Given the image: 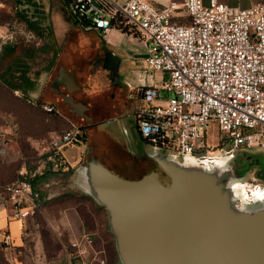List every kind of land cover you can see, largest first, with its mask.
<instances>
[{"label":"built area","instance_id":"built-area-1","mask_svg":"<svg viewBox=\"0 0 264 264\" xmlns=\"http://www.w3.org/2000/svg\"><path fill=\"white\" fill-rule=\"evenodd\" d=\"M68 8L79 26L103 38L112 29L137 38L145 51L146 79L154 73L163 76L140 89L137 128L148 144L180 157L264 150V2L238 9L220 0H183L181 7L170 2L161 8L147 0H69ZM180 9L187 22L175 20ZM3 34L8 31L0 28ZM212 123L214 146L208 143ZM82 138L72 125L52 133L48 147L60 155L63 147L82 144ZM0 141L7 145L10 139L0 133ZM21 177L6 184L3 193L12 218L23 221L34 202L31 185ZM92 243L83 234L71 246L83 257Z\"/></svg>","mask_w":264,"mask_h":264},{"label":"rangeland","instance_id":"rangeland-1","mask_svg":"<svg viewBox=\"0 0 264 264\" xmlns=\"http://www.w3.org/2000/svg\"><path fill=\"white\" fill-rule=\"evenodd\" d=\"M2 1L9 6L12 14L11 22L7 26L8 35L0 36V50L3 45H11L15 46V52L0 61V73L9 67L11 70L18 69L17 75L26 70L27 77L35 83L38 95L34 99L32 93L28 91L23 96L21 92L8 90L0 84V133H15L17 132L15 127L18 128L20 135L17 141L20 152L18 164L25 167V181L35 182L34 207L31 215L38 225L37 232L45 254L44 259L41 258L34 240L30 237L25 239L21 247L6 246L4 253L7 264H47L59 250L75 252L71 246L75 240L66 243L60 234L61 231L53 228L49 223L50 217L55 218L61 215L59 211L66 208L75 209L84 222L85 230L94 231L98 236L95 247L101 251L100 257L95 258V261H91V258L89 260L91 251H93L92 243L89 249L90 253L79 258L88 259L92 264H118L105 210L97 206L79 189L76 184V163L72 167L67 166L62 159L55 158V155L49 150V137L52 132L59 129L57 123L47 120L41 106L42 101L52 95L50 83L57 76L59 69H76L83 89L78 96L93 107L92 112L96 115L95 122L108 120L101 127L120 141L127 139L133 141L138 139L139 141L133 113L135 105L140 101L133 99L134 104L132 102L129 105L124 104L130 96L126 91L125 82H131L134 72L123 62L120 74L122 88H112L105 72L100 67L90 65L99 47L105 46L97 36L90 31H81L71 24L69 28L63 29L58 42L50 38L49 27L53 30L54 23L55 27L61 29V25H63L58 20L52 21V15L59 12L60 21L66 22L68 19L66 11L63 12L64 7L61 6L62 0ZM16 11L38 23L42 30V37L37 36L33 31H28L24 23L15 16ZM117 48L132 54L136 59L144 56V48L138 39L132 36L123 35L118 39ZM32 55L33 57L30 58ZM125 60L126 58H124ZM37 73L39 75H36ZM62 108L61 112L70 115L64 106ZM70 118L78 127L86 129L88 141L85 148L93 147L96 151L100 145V137L95 131V124L86 123L75 115ZM67 126L70 127L69 124ZM215 132L216 123H212L208 130V143L211 146L217 143ZM140 144L146 152L151 151L148 144L143 141H140ZM84 151L85 149L81 155L82 161L78 166L84 165L89 159L85 156ZM247 153L264 155V150H253ZM214 155H219V152ZM234 156V159L241 158L242 151H236ZM158 170L160 171V169ZM119 171L128 177L125 179L137 180L155 170L149 164L135 162L131 167H125ZM159 177L162 182L168 181L162 172L159 173ZM243 178L249 185L264 184V179L258 178L253 169Z\"/></svg>","mask_w":264,"mask_h":264},{"label":"water","instance_id":"water-1","mask_svg":"<svg viewBox=\"0 0 264 264\" xmlns=\"http://www.w3.org/2000/svg\"><path fill=\"white\" fill-rule=\"evenodd\" d=\"M148 145L167 182L157 171L128 180L94 158L76 170L79 189L106 212L118 264H264V208L240 212L225 180L185 167L217 155L180 157ZM233 151L219 152L230 166Z\"/></svg>","mask_w":264,"mask_h":264},{"label":"crops","instance_id":"crops-1","mask_svg":"<svg viewBox=\"0 0 264 264\" xmlns=\"http://www.w3.org/2000/svg\"><path fill=\"white\" fill-rule=\"evenodd\" d=\"M182 1L183 0H147V2L155 8L167 6L170 2H173L179 7H181ZM220 1L238 9H247L254 4L264 2V0ZM203 2L204 4H206L208 0H203ZM68 5L69 0H62L61 6L62 8L64 7L63 12L66 11V14L68 16L66 22L60 21L58 15L59 12H56L55 15H52V21L58 20L59 22H61V24H63L61 25V29L55 27L54 23L53 30L50 27L53 33V40H57L58 42L63 29L69 28L71 24L80 29L81 31L84 30L92 32L105 44L107 48L113 51V54L118 59L121 60V66L118 71L120 85H122L120 74L123 62H125V65L127 67L133 70L134 78L131 79V82H125L126 91L128 92V94L131 93V90H140L142 85L144 84H155L158 83L160 79H162L163 76L160 73H154L152 74V77L148 76V79H146V74L144 73L142 64V60L145 57V51L143 57L136 59L132 56V54H129L128 52L124 50H119L117 48L118 39H120L123 35H130L121 32L117 29H112L109 34L105 38H103L96 31L83 29L81 26H79L75 18L70 14ZM11 14L12 13L9 6H7L2 0H0V28H2L3 31L7 30V26L11 22ZM175 17V20L178 22L184 23L188 21L186 13L182 9L175 13ZM124 58H126L125 61ZM81 86L82 85L77 77V71L73 68H60L57 76L50 83L52 95L45 98V101H42L43 104L41 107L49 106L54 109V111L51 113H46L43 109L42 112L46 114L47 120L54 121L55 123H57V127L59 130L55 132L65 131L69 129L72 125L77 126L76 124H74V122H72L70 117L74 115L73 110L71 111L72 107H75L74 99L79 96L75 94L70 96L65 95L64 89H68V92H74L81 89ZM30 93H32V95L34 96V99L37 98L38 93L36 89L30 91ZM61 98H63V100H65L66 103H68L70 106L68 104V107L64 106V102L61 101ZM133 99H137L140 101L137 105H135L136 107L134 111L137 112L141 107H143L141 95L133 94V96H129L124 103L125 105H129L130 102L134 104ZM62 106L67 109L70 115L64 114L63 111L61 112L60 109L63 110ZM80 107L83 108V106ZM67 124L70 125L69 128ZM15 128L18 131V128ZM105 131L106 130L100 131L98 133V136L100 137V145L98 146V149L94 151L91 156L88 157V160L93 158L97 159L115 174L120 169H123L125 167L129 168L134 165L135 161H133L127 153L128 150L126 151L125 149H123L118 143V141H115L113 139L114 136L112 134V136L108 135ZM16 137L17 134L11 132L10 134H7V138L10 139L7 145L2 144L0 141V241H3L8 246L10 245L12 247H21L23 246L25 239L27 240L31 237V239L35 242L36 249L40 252L41 258L43 257L44 259L45 254L42 250V243L37 232L38 225L36 223V220L32 215L28 216L23 221L12 218L11 204L7 201L3 193V187L6 184L15 181L20 174H22L21 178L24 179V174H26L25 167L23 165L19 166L18 164L20 159V152ZM138 138L139 141L138 139L136 141L127 139L125 141H122L121 143L125 148L129 149L131 152H141L147 155V152L140 144V141H143L146 144L148 143L142 139L139 132ZM87 139L88 138H86V141L82 142V144L69 145L63 147L59 151L61 157L60 159H62V161L67 164V166L72 167V165L76 163L75 166L79 167L78 165L82 161L81 155L83 150L85 149L84 154L86 153V150H88L87 148H85V144L88 141ZM59 212L61 213V215L55 218L50 217L49 223L52 225L53 228H57L59 231H61L60 234H62V236L64 237V241H66V243H70L73 240L80 239L83 234H87L93 240V251H91L89 260L91 258V261H93L95 258L100 257L101 251L95 247V245L97 244L98 236L94 231L85 230L84 222L81 216L77 214L75 209L66 208L64 210H60ZM89 253L90 251L88 252V254ZM91 261H88V259L82 260L71 250H59L56 256L49 260L47 264H92Z\"/></svg>","mask_w":264,"mask_h":264},{"label":"flooded vegetation","instance_id":"flooded-vegetation-1","mask_svg":"<svg viewBox=\"0 0 264 264\" xmlns=\"http://www.w3.org/2000/svg\"><path fill=\"white\" fill-rule=\"evenodd\" d=\"M91 66H97L100 67L106 74L107 79L109 80V82L111 83V87L112 88H122L120 85V78H119V74L118 71L120 69L121 66V60L118 59L114 54L113 51H111L109 48H107L106 46H101L99 47V49L96 51L95 53V57L92 59V61L90 62ZM76 70V69H75ZM114 85V86H112ZM82 86L81 89H79L78 91H74V92H68V89H64V94L65 95H78L81 91H82ZM132 93V94H131ZM130 96L133 94H141V90H131ZM66 96V97H68ZM61 101L64 102V106L68 107V103H66L65 100H63V98H61ZM68 104V105H67ZM74 104L75 107L71 109V111L73 110L74 115L79 117L82 121L86 122V123H91V124H95V128H96V133H99L100 131H104L106 129H104L103 127H101V125L105 124L108 120H101L99 122H95V117L96 115L94 114V112H92L93 107L86 103L85 100H83L82 97H77L74 99ZM125 104V103H124ZM123 104V106H124ZM70 106V105H69ZM80 106H83L80 107ZM134 119H135V123H136V128H137V116H136V111H134L133 113ZM81 131L82 134L85 138H87V133H86V129L84 127H78ZM108 135L112 136L107 130L105 131ZM113 139L115 141H118V143L120 144V146L125 149L127 151V153L129 154V156L132 158L133 161L137 162V163H141V164H145V165H151L152 169L155 171H158L160 174L161 172L158 170V167L156 165V163L151 160L150 158L147 157L146 154H143L141 152H131L129 149L125 148L122 145V141L118 140L117 138ZM253 151V150H252ZM94 153V149L93 147H90V149L86 150L85 156L89 157ZM232 171L234 172L235 175L241 177L242 175H246L249 171H251L252 169L254 170L255 175L260 178V179H264V155H251L249 153H247V151L243 150L242 151V157L239 159H235L232 163ZM116 174H118L119 176L123 177V178H128L126 175H124L121 171H118Z\"/></svg>","mask_w":264,"mask_h":264},{"label":"clouds","instance_id":"clouds-1","mask_svg":"<svg viewBox=\"0 0 264 264\" xmlns=\"http://www.w3.org/2000/svg\"><path fill=\"white\" fill-rule=\"evenodd\" d=\"M232 157L217 155L215 157L191 158L185 161V167L200 168L203 173L214 174L218 180H225L224 188L230 193L234 206L242 213H252L264 208V184L249 185L243 177L231 174L230 160ZM241 186L248 193L247 200ZM259 204L260 208L255 207Z\"/></svg>","mask_w":264,"mask_h":264},{"label":"trees","instance_id":"trees-1","mask_svg":"<svg viewBox=\"0 0 264 264\" xmlns=\"http://www.w3.org/2000/svg\"><path fill=\"white\" fill-rule=\"evenodd\" d=\"M20 1L21 0H19V2ZM14 14L22 23H24L28 31H33L37 34V36L42 37V30L38 23H35V21H32L25 14L20 13L18 11H16ZM123 30L127 32L126 27H124ZM49 36L50 38L53 39V33L50 27H49ZM14 52H15V46L3 45L0 50V61L12 55ZM32 57L33 55L30 56V58ZM24 66L26 67L27 65H24ZM17 67H20V66L17 65ZM18 71H19L18 69L11 70V68L9 67L6 69V71L0 73V84H2L8 90H11L14 92H21L23 96H25L28 91H32L35 89V83L34 81H32L31 79L27 77L26 70L22 71L19 75H17V73H19ZM36 75H39V74L37 73ZM15 133L17 134L16 139L18 141L19 133L18 131ZM82 140L85 141L84 136ZM76 144L77 143H74L71 145H76ZM55 158L60 159L61 157L60 155H56ZM29 184L31 185L32 191H35V182L32 181ZM6 246L7 245L3 241H0V264H7L6 256L4 253Z\"/></svg>","mask_w":264,"mask_h":264},{"label":"bare ground","instance_id":"bare-ground-1","mask_svg":"<svg viewBox=\"0 0 264 264\" xmlns=\"http://www.w3.org/2000/svg\"><path fill=\"white\" fill-rule=\"evenodd\" d=\"M241 191L244 193V199H246L248 197V194L244 191L243 186H241Z\"/></svg>","mask_w":264,"mask_h":264}]
</instances>
